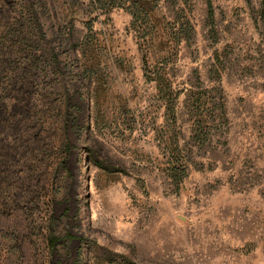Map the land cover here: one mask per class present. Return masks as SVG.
Masks as SVG:
<instances>
[{
	"label": "rangeland",
	"instance_id": "1",
	"mask_svg": "<svg viewBox=\"0 0 264 264\" xmlns=\"http://www.w3.org/2000/svg\"><path fill=\"white\" fill-rule=\"evenodd\" d=\"M85 1L66 35L0 32V264H264V0H211L214 24L208 0L148 24L115 8L91 31Z\"/></svg>",
	"mask_w": 264,
	"mask_h": 264
},
{
	"label": "trees",
	"instance_id": "2",
	"mask_svg": "<svg viewBox=\"0 0 264 264\" xmlns=\"http://www.w3.org/2000/svg\"><path fill=\"white\" fill-rule=\"evenodd\" d=\"M170 1L176 2V0ZM159 2L160 0H89V4L95 8L94 11H96V16H94V18H90V21L88 20L84 22V25L86 29L91 31L95 20H97L101 15L109 14L115 8H123L129 11L133 16L134 22L148 24L151 22L149 17L150 12L157 8ZM15 3L18 5L17 9H19V11L14 10ZM85 3V0H0V7L8 8L6 10L0 9V13L2 15L1 19L4 20L0 21V32H6V35L1 34V37H3V41H5L4 43H6V41H9L8 35L13 34L14 32H28L33 22L40 30L39 32H62L63 35H66L67 32H73L75 27L73 21H71L72 24L69 26V23L67 22L68 18L75 15L80 7L83 8ZM12 13H14V16H11ZM260 14L264 22V1L262 3ZM17 15L21 16V19L16 18ZM208 19L212 24H214L215 11L211 0H208ZM185 24L186 25L184 26L183 23L181 32L177 35L176 42L178 44L182 41L189 42L193 37V26L190 20L188 19ZM139 26L141 25L139 24ZM46 27L47 30L45 29ZM148 37L149 41L154 40V35L149 34ZM8 47L11 48L12 46L9 45ZM4 50V47L1 48L0 55L4 52ZM50 56L52 60H55L58 64H60L61 56L54 47L50 49ZM148 57L147 50L144 57L146 64H148L149 61ZM153 79L156 80L157 78L153 77ZM11 101L8 100V98H0V130L4 127L6 128L10 124L9 119L12 107H16L14 103L13 106L11 105ZM11 141L12 140L10 139V142ZM10 148H12V144L8 141L4 140L0 142V177L1 173L4 174L6 172V166L10 162L9 158L12 157L11 153L13 150ZM183 177L184 176L181 175L177 178V180L182 182ZM55 244L56 242L53 243V245ZM129 264L135 263L129 262Z\"/></svg>",
	"mask_w": 264,
	"mask_h": 264
}]
</instances>
